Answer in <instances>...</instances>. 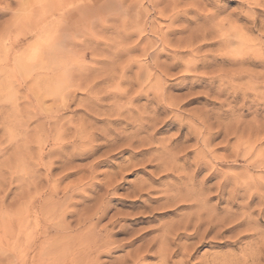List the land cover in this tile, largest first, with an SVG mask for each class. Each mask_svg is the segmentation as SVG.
Masks as SVG:
<instances>
[{"label": "rangeland", "instance_id": "374dc122", "mask_svg": "<svg viewBox=\"0 0 264 264\" xmlns=\"http://www.w3.org/2000/svg\"><path fill=\"white\" fill-rule=\"evenodd\" d=\"M169 1L177 3L176 12L167 10L162 16L149 9V13L144 11L148 14L145 32L141 31L143 24L130 29L134 36L131 39L141 36V46L153 48L149 50L154 55L150 57L153 62L143 56L140 43L138 50L130 53L132 57L123 54L116 66L123 63L119 70L125 72L114 67L119 76L126 75L112 82L106 80L109 83L102 88L107 89H103L107 98L103 97L101 111L89 114L85 107L89 94L78 91L69 111L56 114L57 104L48 98L40 106L46 117L62 116L63 128L41 129L35 119L27 126L26 119L19 118L6 124L10 134L8 131L3 136L0 132V140L3 136L5 142L10 137L14 145L24 148L25 142H30V150L14 164H1L9 156L0 160V176H4L0 177V186L5 190L11 186L13 193L4 211L10 209L11 197L21 195L16 198L21 203L38 196L25 186L23 196L20 189L34 173L41 174L43 192L48 193L51 186L57 191V198L48 194L41 198L46 203L43 219L48 220L42 224L50 228L45 239L51 246L46 247L45 254L53 259L44 264H72L69 258L60 261L58 246L71 244L76 213L97 214L98 210L95 217L101 216L99 223L107 227L116 242L112 246L115 251L103 256L104 261L115 262L137 249L144 256L140 264H264V0ZM18 2L0 0V32L2 24L10 22L18 11ZM4 3H10L12 13L9 4ZM147 5L142 4L144 10ZM169 16L177 18L172 25ZM138 30L143 33L138 35ZM160 35L167 40V46L163 45L164 39L159 40ZM115 36L106 33L101 39L115 41ZM124 46L127 47L124 44L121 48ZM129 56L135 63L128 62ZM122 57L128 58L131 66ZM242 60L246 64L236 65ZM125 93L132 95V100ZM33 95L31 92V100H23L25 104L20 101L17 110L30 113L31 118L38 108ZM119 96L118 101L113 99ZM203 120L212 125L208 130ZM0 128L4 131L1 125ZM37 138L41 143L47 138L52 144L57 141L60 156L56 153L54 159L47 157L44 163H48L40 166L35 164L37 161L30 164L29 154L34 158L39 151ZM45 148L50 149L48 145ZM165 154H175L176 159L165 160ZM60 159L62 163L48 171V182L43 178L47 169L42 165L49 168V162ZM66 195L70 196L67 201ZM196 199L206 205L201 207ZM71 203L77 205L75 212L72 208L66 210ZM198 215L202 221L195 228ZM62 219L71 223L68 235L64 234L69 239H64L56 225ZM7 256L0 248V264H11Z\"/></svg>", "mask_w": 264, "mask_h": 264}, {"label": "bare ground", "instance_id": "6f19581e", "mask_svg": "<svg viewBox=\"0 0 264 264\" xmlns=\"http://www.w3.org/2000/svg\"><path fill=\"white\" fill-rule=\"evenodd\" d=\"M1 1H3V0H1ZM18 1H19L18 2L19 9L16 8V10H18V11L15 12V16H13V14L11 15V16H13V19H10L11 20L10 22L7 21L6 24H4V25L2 24L1 32H0V125L3 127V130L5 131V132L4 131H0V132L3 133V136H5L4 133L7 134L8 131H9L8 134H10L9 128H8V131L5 130V128L7 126L6 124H10L12 121H15L19 118L22 121L24 119H26L24 125H27V123H29L31 121V119L32 120L35 119L36 122H39L41 129H44L45 127H46V130H52V128L59 130V129L63 128L64 126L61 125V121L63 120L62 116H59V115L53 116L51 114L50 116L46 117L40 111V106L43 105L44 100L47 98L51 99V101H53L54 104H57L56 114H59L62 110L69 111L71 109V106L73 105V102L75 100H77L76 99L77 98V92L83 91V92H86V94H89V97L86 96L87 97L86 102L88 103V105H86L85 107H86L87 112L89 114L91 113L92 115L96 114L97 111L102 107L101 104H103V101L105 98L104 97V95L106 93L105 90H107L105 88H102V86L109 83V81H111V80L113 81L115 79H118L116 77L119 76L118 75L119 72H121V71L125 72L124 70H121V69H120L121 71L119 70V68H121V64L123 66V63L120 64L119 62H117L120 65L116 66V61L119 58H121V56H123V54H130V53H132L133 50H135L137 47H139V43L141 41L140 40L141 36L139 38L137 36L139 41L136 40L137 38L131 39L134 36H131L130 29L135 28V27L140 28L139 25H142V24H143L142 26H144L145 18H146V16H148V14L146 15V13L150 12L149 9H151L152 12L154 11L159 15L162 14V16L168 12L167 10L175 11V9H177V7H176L177 3H175V2L172 3V1L170 2L169 0H136V1H134V0H18ZM143 1L147 2L149 5V6L147 5L148 7L145 6L146 7L145 10L142 7V4L144 3ZM10 3H6V4L4 3L5 5L9 4V5H7V6H9V8H8L9 10H10ZM198 7L199 6H197V11L199 10V12H200V10H202V9H200V7L199 8ZM10 12H11V10H10ZM13 13H14V11H13ZM184 13H185V11H184ZM170 14H171V12H170ZM213 15H214V13H213ZM179 17H180V15H179ZM170 18H171L170 21H171V25H172V22H175L174 20H176L177 18L175 19V16H172ZM215 18H216V15H215ZM210 20H211V18H210ZM212 21L213 20H211V22ZM204 25H206V24H204ZM218 25H219V23H218ZM218 25L216 24L217 27H218ZM220 25H219V27H221ZM210 26L212 29V25H210ZM144 29H145V26H144L143 30H141V29L140 30L145 32ZM200 29L204 30V29H208V28L206 25V28H204V29L200 28ZM212 31H214V30L212 29ZM106 33H112V34H114V36L116 35L115 41H114V39L112 41L101 39V36L103 34H106ZM134 33H138V32H134ZM140 33L141 32L139 31L138 35L142 34V33L141 34ZM205 33L203 32L202 34L204 35ZM169 34H170V32H169ZM135 35H137V34H135ZM160 36H161V39L159 38V40L161 41L164 38H162V35H160ZM166 36H167V34H165V37ZM116 37H117V39H116ZM205 39H206V37H205ZM131 40H135V42L134 41L131 42ZM165 41L166 42L163 41L164 42L163 45L167 46L166 43H168V42H167V40H165ZM128 43H130V44H128ZM124 44L127 47L124 46L125 48H121ZM141 44H144V43L141 42L140 46H141ZM163 45H162V48H163ZM177 45H179V44H177ZM148 46H150V45H148ZM168 46H169V44H168ZM142 48H144L142 51L143 56H145V58L148 57L149 60H151L150 57H152L154 55L151 54V52H149V50L152 51L151 49H153V48H149V47H148L149 49H147L146 47H142ZM137 50H138V48H137ZM134 52H136V50ZM142 53H141V55H142ZM156 54H157V52H156ZM240 55H241V53H240ZM130 56H131V54H130ZM130 56L128 58H130ZM143 56H141V57H143ZM158 56H159V54H158ZM88 58L91 59L90 63L86 62V60ZM122 58H123L122 60L124 61L125 58L124 57H122ZM234 58H236V57H234ZM127 59H125L126 62H127ZM130 59L128 60V62H130V63H131V61L134 62L132 59L131 60ZM154 59H155V57H154ZM123 61H120V62H123ZM130 63H128V65H130ZM235 63H236V65L246 64V62L244 60L238 61ZM235 63L233 65H235ZM154 64H155V62H154ZM125 65H124V67H125ZM155 65H157V64H155ZM114 66L117 67V70H119V72L116 70V68ZM196 67H198V66H196ZM232 72H235V71H232ZM224 73L226 74L225 71H224ZM229 74H231V73H229ZM125 75L126 74L123 75L121 73L119 77L122 79ZM152 75L153 74H151L150 76H152ZM263 77H264V75H263ZM106 80H109V81L106 83ZM149 80H150V78H149ZM119 82H118V84H119ZM103 89H105L104 90L105 92H103ZM31 92L34 93L33 96H36V103H34V104H36L38 107L36 109V112H33L32 118H31V114L28 112H25V111L24 112H21V111L18 112L17 111L18 107L21 105L20 104L21 102L23 103L25 100L26 101L31 100L30 99V93ZM102 93H104V94H102ZM107 94H109V93L107 92ZM127 94H126V96L128 97V95L130 93L128 95ZM113 95H114V93H113ZM118 95L119 94H117L116 96H118ZM107 96H109V95H107ZM131 96L132 95H130V97H128V98H130L132 100ZM120 97L121 96L113 97V99L116 98V100L118 101L117 98H120ZM128 98H127V100H129ZM119 102H122V101H119ZM119 102H118V104H119ZM24 104H25V102H24ZM24 104H22V106ZM31 105H33V104H31ZM119 108L117 110H119ZM126 108H128V107H126ZM59 109H61V110H59ZM123 110H125V109H123ZM130 110L131 109H129V111ZM100 111H101V109H100ZM96 116H98V115H96ZM108 116H109V114H108ZM137 116L139 117V115H137ZM141 116H142V114H141ZM110 117H112V116H110ZM119 117H121V116H119ZM136 118L137 117H135V119ZM198 119H199V117H198ZM205 119H208V118H205ZM134 121L137 122L136 120H134ZM203 121L201 122L203 127H205L206 129L208 127H210L211 124H208L207 121H205V120H203ZM149 122H150V120H149ZM142 125L139 124V126H141V128L142 127L144 128V126H142ZM242 131H243V129H242ZM11 133H12V131H11ZM3 136H1V139L5 140L3 138ZM8 136L9 135H7V137ZM9 138L7 139V142L0 140V160L2 159V161H3V159L5 157L9 156L6 159V161H4L2 163L0 162L2 165L4 164L5 166H6V164H14V162H16V160L19 156H22L24 154V152H28L30 150V146H28L30 142H25L26 148H24V145L23 146L22 145H19V146L14 145L13 142ZM125 140H127V139H125ZM151 140H152V138H151ZM53 141H54V144H52L51 141H49V139L47 138L46 140H44L41 143L40 139L37 138L36 143L38 144L39 151L37 154L34 155V158H32L29 154V156H28L29 163L31 164L33 161H37V162H35V164H38V166H40L39 164H47L48 162L44 163V160H46L45 158L48 157V159L49 158L51 159L57 153L56 149L58 148V146L56 145V143L58 144V142L57 141L55 142V140H53ZM47 145H48V147H50L49 150H47V148H45ZM165 149L167 151L169 148L165 147ZM165 149H164V151H165ZM173 151H174V149H173ZM167 152L170 154V150H168ZM177 152H179V151H177ZM58 155H57V157H58ZM171 155H172V153H171ZM171 155H169V156L166 155L167 157L163 156V158L165 157V160L168 159L169 157L175 158L174 157L175 154H174V156H171ZM176 155H177V153H176ZM62 157H63V155H62ZM21 159H23L24 161L26 160L24 157H22ZM53 159H54V157H53ZM63 159L64 158H62V160ZM53 161L49 162L51 168L50 167L48 168L45 165H42V167L44 166V169H47V171H45V172H47V174L45 173L46 176H44L43 178L46 177L48 182L51 181L50 180L51 174L49 172H50V170H52V167L55 166L54 164H60V162L62 163L61 159L57 162H53ZM160 162H161V159H160ZM163 163L165 164L164 160H163ZM168 164H170V161ZM195 165H196V163H195ZM42 167H40V168H42ZM198 170H200V169H198ZM38 172H39V170H38ZM2 173H3V171H2ZM2 173H1V175H2ZM39 175H41L40 172H39ZM39 175L34 173V175H31V177H30L31 178L30 182L27 181V185L23 184V186H22V184H21L20 186H22V187L21 188L18 187L21 190L23 189V193H21L23 196L26 193V191H24V186H25L26 189L28 190V192H30L29 191L30 189H33L34 194L37 193L38 198L33 197L26 202L18 203V202H16L17 201L16 198L21 196L18 194V196L16 195L14 198L11 197L12 200L8 205V207H10V209L8 208L9 210H6V211H4V210L6 207L7 199H8V196L10 195V193H12V189H11V186H10V188H8L9 186L8 187L6 186L7 187L6 190H5V188L2 189L3 187L0 186V248H1V250L4 249V252H7V254H8L7 259L9 260V263L11 262V264H44L45 261L53 262V259L49 258V255L45 254L46 247L51 246L50 243L47 242L45 239V235L50 233V231H49L50 228L48 230L44 226V224L48 220L43 219L44 218L43 213H44V210L46 208V203L44 201H42L41 198L43 196H46L47 194L53 198L54 197L57 198L58 194H57V191L55 190V188L52 186L49 188L48 193L43 192L42 191L43 190L42 179H41V176H39ZM2 177H4V176H2ZM44 181H46V180H44ZM20 182L22 183V181H20ZM20 182H17V183L20 184ZM9 183H11V181H9L8 184ZM12 184H14V183H12ZM1 194H3L2 197H1ZM199 194H201V193H199ZM35 196H36V194H35ZM184 196L187 197V195H184ZM69 198H70V196H68V195L65 196L66 201ZM197 199H196V201H198L200 206L202 207V204L204 206V204H205V203H203L204 201L201 202L202 199H201V201H199L200 199L199 200H197ZM188 204H189V202H188ZM75 207H77V205L74 203H71L69 205V207H66V210H68L69 208H72V210H74L73 212H75ZM97 212L99 213V210ZM98 213L97 214H85V215H77V213H76L77 218L75 220V229H74L75 234H74V236L71 234V237H70V239L72 238L70 240L72 245L66 244V245L58 246V250L60 253V258H59L60 261L65 262V260L67 258H69V259H71L72 264H140V262L144 256H142V252L140 250H137L136 248H135L136 251L130 252L131 251L130 250L129 253H126V254H128L127 257L119 258L115 262H113V261L108 262V261L102 260L103 256H106L107 254L109 255L111 252L115 251V250H113L112 246L115 245L116 242L114 240H112L113 237L110 236L111 233L108 232L107 227L103 228L101 226V224L99 223L101 216L95 217L98 215ZM210 213H212V212L210 211ZM70 215H72V213ZM186 217H187V215H186ZM197 219L198 220H197V223L195 224V228H197V227H199V225H201L202 217L198 215ZM221 221L223 222V220H221ZM187 222H188V220H187ZM42 223H44V224H42ZM183 223H184V221H183ZM56 225L58 226V228H60V233L63 235L64 234L68 235V232H66V231L71 230V228H70L71 223H66L65 220L63 221V219L60 220L59 222H57ZM50 227H51V225H50ZM53 230H56V228L54 227ZM64 232H66V233H64ZM74 232L72 231L69 233H74ZM176 233H179V231ZM65 235H64V239H66V237L67 238L69 237V236H65ZM169 236H171V235H169ZM173 236H171V237H173ZM167 239H169V238H167ZM69 245H71L70 248H68ZM117 245H118V243H117ZM117 248L119 249V247H117ZM143 248H145V247H143ZM163 248H161V250ZM54 249L56 250V248H54ZM70 250H71L72 256L69 255ZM141 250H143V249L141 248ZM68 255L71 256V258L68 257ZM162 263L164 264L165 262H162Z\"/></svg>", "mask_w": 264, "mask_h": 264}]
</instances>
